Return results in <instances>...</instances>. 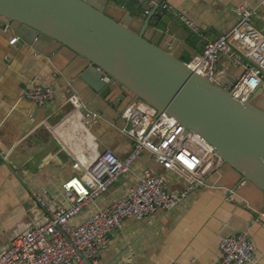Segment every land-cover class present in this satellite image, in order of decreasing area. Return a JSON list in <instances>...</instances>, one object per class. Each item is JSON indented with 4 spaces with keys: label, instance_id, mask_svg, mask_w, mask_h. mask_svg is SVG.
<instances>
[{
    "label": "crops",
    "instance_id": "obj_1",
    "mask_svg": "<svg viewBox=\"0 0 264 264\" xmlns=\"http://www.w3.org/2000/svg\"><path fill=\"white\" fill-rule=\"evenodd\" d=\"M90 1L138 31L150 16L147 5L138 0ZM160 1L173 8L165 14L191 35L185 40L170 37L167 28L153 17L146 38L186 63L200 56L208 42L231 33L239 23V7L257 8L262 2ZM253 24L264 34V9H259ZM88 66L83 58L47 37L20 25L0 23V250L41 220L35 197H46L53 208L68 207L62 185L77 174L73 155L93 162L110 150L124 160L132 151L124 132L128 122L122 117L132 97L115 85L108 98H101L81 79ZM247 66L249 62L240 64L223 58L218 83L234 88ZM33 85L53 89L56 103L38 107L25 99V91ZM70 95L79 99L82 111L72 117L63 116L51 126L70 103ZM252 95V103L264 110V86ZM85 113L95 117L91 128L82 124ZM146 172L164 176L166 189L179 198L178 204L142 221H125L110 237L99 264H219L221 240L241 233L248 235L256 249L253 264H264V196L252 185L242 183L228 166L207 175L206 184L195 187L182 199L186 179L164 170L145 152L131 173L85 208L73 223L85 221L98 209L108 208L124 197Z\"/></svg>",
    "mask_w": 264,
    "mask_h": 264
},
{
    "label": "built area",
    "instance_id": "obj_2",
    "mask_svg": "<svg viewBox=\"0 0 264 264\" xmlns=\"http://www.w3.org/2000/svg\"><path fill=\"white\" fill-rule=\"evenodd\" d=\"M138 1L150 8L158 7L163 13L173 11L169 4L160 0ZM259 9H264V0L257 8L239 7L237 26L228 35L208 42L203 53L188 63L191 69L218 83L223 58L240 64L249 62L250 66L234 87L245 98L263 87L264 34L253 24ZM24 97L38 107L56 103L54 90L43 85L28 88ZM69 102L74 107L69 116L82 111V104L75 95L70 96ZM122 117L128 122L124 132L132 143L130 155L121 160L106 150L93 162L85 156L73 155V169L77 174L62 185L68 207L53 208L46 197H35L34 205L40 210L41 220L18 235L8 248L0 250V264H99L98 259L108 249L110 237L125 221H142L159 211L172 210L179 198L167 191L165 177L146 172L124 197L108 208L98 209L85 221L73 223L85 208L108 193L121 177L131 173L145 152L150 153L164 170L186 179L182 199L195 187L203 185L207 175L215 173L222 164L217 154L197 135L186 134L175 119L159 114L144 101L133 100ZM94 121L92 113L83 114L82 124L86 128H91ZM220 251L219 264H253L257 259L256 249L244 233L223 238Z\"/></svg>",
    "mask_w": 264,
    "mask_h": 264
},
{
    "label": "water",
    "instance_id": "obj_3",
    "mask_svg": "<svg viewBox=\"0 0 264 264\" xmlns=\"http://www.w3.org/2000/svg\"><path fill=\"white\" fill-rule=\"evenodd\" d=\"M145 9L150 16L138 31L90 0H0V23L20 25L74 52L89 64L81 79L101 98L116 85L132 101L175 119L186 134L214 149L221 167H230L264 196V110L252 103L253 95L245 98L236 87L202 77L148 40L153 17L170 37L185 40L191 34L158 7ZM72 110L69 103L50 125Z\"/></svg>",
    "mask_w": 264,
    "mask_h": 264
},
{
    "label": "bare ground",
    "instance_id": "obj_4",
    "mask_svg": "<svg viewBox=\"0 0 264 264\" xmlns=\"http://www.w3.org/2000/svg\"><path fill=\"white\" fill-rule=\"evenodd\" d=\"M162 115H163V114H162ZM187 134H188V133H187ZM200 139H201V138H200ZM201 140H202V139H201ZM202 141H203L204 143H206L204 140H202ZM206 144L209 146L210 149H212V150L214 151V149H213L208 143H206ZM221 165H222V164H220V167H221ZM220 167H219V168H220ZM219 168H218V169H219ZM218 169H217V170H218Z\"/></svg>",
    "mask_w": 264,
    "mask_h": 264
}]
</instances>
